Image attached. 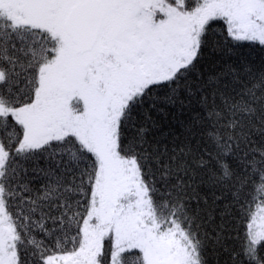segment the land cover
<instances>
[{
    "label": "snow or ice",
    "instance_id": "snow-or-ice-1",
    "mask_svg": "<svg viewBox=\"0 0 264 264\" xmlns=\"http://www.w3.org/2000/svg\"><path fill=\"white\" fill-rule=\"evenodd\" d=\"M0 264H264V0H0Z\"/></svg>",
    "mask_w": 264,
    "mask_h": 264
}]
</instances>
